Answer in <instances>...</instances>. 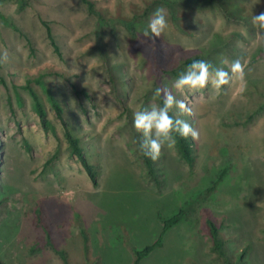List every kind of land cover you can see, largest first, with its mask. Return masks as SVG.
Masks as SVG:
<instances>
[{"label": "rangeland", "instance_id": "obj_1", "mask_svg": "<svg viewBox=\"0 0 264 264\" xmlns=\"http://www.w3.org/2000/svg\"><path fill=\"white\" fill-rule=\"evenodd\" d=\"M152 1L95 0L108 15L129 17ZM162 4L168 28L150 38L143 31L156 10L140 22L100 23L82 0H35L23 11L0 1V12L26 33L0 19V264H65L56 249L71 264H135V250L153 243L181 209L182 220L140 264H219L209 215L224 222L234 248L251 243L248 264H264V110L244 124L264 82V38L252 24L264 0ZM198 52L225 70L240 60L243 79L232 76L219 90L172 89L177 78L163 67ZM39 76L63 105L60 116L39 90L55 131L45 130L27 89ZM73 84L89 95L76 94ZM157 87L185 101L191 112L183 117L199 137L194 166L176 145L165 146L152 176L132 121L134 112L160 106ZM69 127L100 165L98 186L71 151Z\"/></svg>", "mask_w": 264, "mask_h": 264}, {"label": "trees", "instance_id": "obj_2", "mask_svg": "<svg viewBox=\"0 0 264 264\" xmlns=\"http://www.w3.org/2000/svg\"><path fill=\"white\" fill-rule=\"evenodd\" d=\"M1 2H10L13 3L19 11H23L26 8H28L33 1L35 0H0ZM82 2L87 6V9L90 14L97 16L98 21L100 23H110V22H140L143 18L149 17L152 12L160 8V6H163V0H154L152 3L148 5L144 9L142 13H140L139 10L135 11V15L133 17H129L126 15H108L107 11L103 7L97 6L95 0H82ZM141 14V15H139ZM0 19L5 22L7 25L13 27L15 30L20 31L23 35H26V33L22 30V28L13 20H10L7 15L0 12ZM43 25L45 27L47 38L53 47L55 53L59 56L60 59H64V53L61 48L60 43L58 42L53 28L49 21L42 20ZM106 44L102 46V48H105ZM194 60H206L209 63L220 67L218 63L215 61L209 60L206 55L202 52L194 53L191 55H184L181 54L179 59L173 63L170 66H164L163 67V73L169 77L178 78V76L183 72L187 65H189ZM55 75L67 77L66 73L57 72ZM3 82H6L2 78ZM32 82H35V84H32ZM256 85V84H255ZM73 90L76 94L80 95H89L88 91L86 89L80 88L77 84H73ZM258 86V85H257ZM159 88V87H157ZM156 88V89H157ZM263 88V90L261 89ZM258 91L260 92V96L253 97L251 102L249 103V114L246 120L244 121V124H250L252 123L256 117L264 110V82L263 85ZM27 89L29 90V93L31 94L32 100L35 105V109L38 113V115L41 118L42 124L47 131H55V127L53 123L50 121L48 117V112L45 107V102L43 100V96L41 95V91L44 92L47 100L51 103L53 108L58 112L60 116L63 115V105L54 90V87L51 83H49L43 76L36 77L35 79H29L27 84ZM163 103V95L160 96V105ZM172 114L179 118L186 120L183 117V114H186L185 112H181L179 109L174 108ZM66 137L69 142V145L71 147V151L73 154L77 155L82 163L85 169L87 170L88 174L90 175L94 186L99 185V177H100V165L97 161L92 159V155L88 154L85 150L84 146L82 145V138L80 135H78L73 129L70 127L68 128L66 132ZM176 147L182 158L190 165L194 166L197 161V148H196V140H193L191 137L185 139L183 137L176 136ZM30 146H28V150H30ZM146 166L148 168L149 173L152 176H155V166H154V160H152L150 157L143 154ZM226 173V170L222 172L220 175V178L224 176ZM2 200H0V212L2 209ZM185 214L184 209H181L178 213L170 217L169 219L165 220L164 223V229L162 233L159 235V237L151 244L146 245L142 249H136V260L135 264H140L142 259H144L146 256L151 254L155 249L162 246L163 244V238L164 234L167 229L170 227H173L178 222H180ZM209 234L212 240L211 244V250L213 253H215V256L219 262V264H248V255L251 251V243H247L243 249L239 250L234 248L231 244L229 239H227L223 235V228L225 227V224L222 220L218 218H214L211 215H209L206 219ZM264 233V230H263ZM58 253L60 254L61 258L63 259L65 264H71L70 259L67 255V252L64 250L56 249ZM194 264V262L192 263ZM196 264V263H195Z\"/></svg>", "mask_w": 264, "mask_h": 264}, {"label": "clouds", "instance_id": "obj_3", "mask_svg": "<svg viewBox=\"0 0 264 264\" xmlns=\"http://www.w3.org/2000/svg\"><path fill=\"white\" fill-rule=\"evenodd\" d=\"M252 24L258 31V37L264 38V12L252 16ZM168 28V20L163 8H158L150 19L147 28L143 31L145 37H159ZM6 59V56L4 57ZM227 61L221 64L227 65ZM232 76L243 79L244 65L240 60L231 62L230 69L217 67L206 60H194L181 72L174 81L172 89L181 92H193L206 89L211 85L215 89H222L228 85ZM163 94V103L160 106L150 105L143 110L133 113V126L142 135L140 150L152 160L159 158L163 147L173 149L176 145V136L185 139H198L199 132L186 120L175 117L173 109L191 112V109L182 99H177L173 91L157 88L156 96Z\"/></svg>", "mask_w": 264, "mask_h": 264}]
</instances>
